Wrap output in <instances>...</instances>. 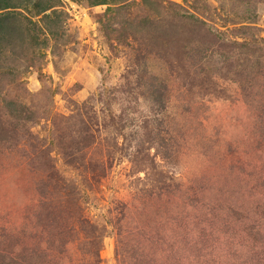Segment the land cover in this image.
I'll return each mask as SVG.
<instances>
[{"label": "rangeland", "instance_id": "obj_1", "mask_svg": "<svg viewBox=\"0 0 264 264\" xmlns=\"http://www.w3.org/2000/svg\"><path fill=\"white\" fill-rule=\"evenodd\" d=\"M0 264H264V0H0Z\"/></svg>", "mask_w": 264, "mask_h": 264}]
</instances>
